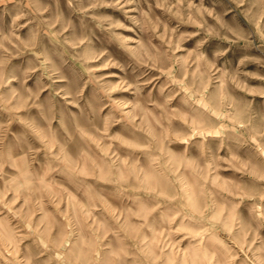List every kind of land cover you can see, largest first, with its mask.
Instances as JSON below:
<instances>
[{
    "label": "rangeland",
    "instance_id": "rangeland-1",
    "mask_svg": "<svg viewBox=\"0 0 264 264\" xmlns=\"http://www.w3.org/2000/svg\"><path fill=\"white\" fill-rule=\"evenodd\" d=\"M0 264H264V0H0Z\"/></svg>",
    "mask_w": 264,
    "mask_h": 264
}]
</instances>
